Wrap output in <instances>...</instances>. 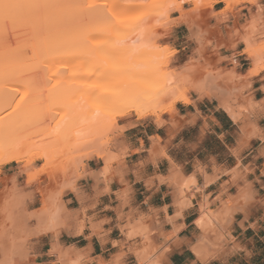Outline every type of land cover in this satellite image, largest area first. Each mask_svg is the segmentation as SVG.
Masks as SVG:
<instances>
[{"label":"crops","instance_id":"1","mask_svg":"<svg viewBox=\"0 0 264 264\" xmlns=\"http://www.w3.org/2000/svg\"><path fill=\"white\" fill-rule=\"evenodd\" d=\"M228 1L203 3L199 17L185 1L171 16L169 44L196 75L190 102L161 124L119 119L112 151L125 158L107 173L104 158L89 160L63 198L66 261L264 264V0ZM46 237L33 243L36 264H57Z\"/></svg>","mask_w":264,"mask_h":264},{"label":"rangeland","instance_id":"2","mask_svg":"<svg viewBox=\"0 0 264 264\" xmlns=\"http://www.w3.org/2000/svg\"><path fill=\"white\" fill-rule=\"evenodd\" d=\"M28 1L37 4L35 20L39 26L33 33L34 40L33 34L24 36L29 42L23 39V48L18 50L19 58L27 55L28 62L22 58L18 64L0 63V264H36L33 243L46 235L56 242L52 253L59 257L57 264H81L79 259L66 261L70 252L58 244L66 217L63 198L68 191L77 190L87 176L89 160L104 158L107 173L110 163L125 158L124 154L118 157L112 151L123 131L118 126L123 117L117 115V109L125 99L119 104L117 99L138 90L136 94H142V99L148 93V105H154V98L159 96L152 97L151 91L158 89L163 93L177 88L179 91L175 92L183 93L190 102L192 76L180 67L184 56L169 44L179 36L172 31L178 20L171 16L182 11L183 2L189 0ZM153 19L160 24L155 30ZM144 27L155 31L154 43L152 32L147 31L148 35ZM140 31L147 35L144 37L142 32L141 46L132 47L139 44V40H132L136 33V38L140 37ZM143 45H148L147 49H142ZM5 51L8 52L0 49V53ZM18 53L10 54L18 57ZM138 83L143 84L140 90L135 88L140 86ZM120 91L123 96L118 95ZM169 93L170 98L160 96L164 106L158 105L159 101L155 103L161 112L145 118L155 117L161 124L163 114H177L176 106L182 100L176 102V99L181 95L176 97L172 90ZM173 94L176 101L171 100ZM143 101L146 103V99ZM171 102L173 109L166 106L170 111L162 110ZM130 115L137 116L134 112L126 116ZM10 121L14 122L9 127ZM82 128L89 131H78ZM14 149H20L17 151L23 159L8 164L1 162L5 153ZM26 154L30 157H25ZM8 168L11 170L7 171ZM51 237H46L43 243H48Z\"/></svg>","mask_w":264,"mask_h":264},{"label":"bare ground","instance_id":"3","mask_svg":"<svg viewBox=\"0 0 264 264\" xmlns=\"http://www.w3.org/2000/svg\"><path fill=\"white\" fill-rule=\"evenodd\" d=\"M24 1V0H23ZM22 1V2H23ZM27 1V4H25V2L24 3H22L20 0H0V49H2V48H4V50L6 49V50H8V52H9V54H8V52L7 51H5V52H3V53H0V59H1V57H2V55L4 54V55H6L5 57L3 56L2 57V60H1V64H2V62H3V65H10V64H18V63H20V61H21V59L22 58H24V62L25 61H27L28 62V60H26L25 59V57L27 56H25V57H22L21 59L19 58L20 56V52L18 51V50H20L21 48L20 47H22L23 45H22V43H23V39H28V38H25L24 36H27L28 37V35L30 34V36H32L31 34H33L34 32H35V28L38 26V25H36L37 24V21L35 20V18H37L38 17V11H36L37 10V4L35 3V2H32L31 1V3L29 4V2L30 1H28V0H26ZM38 2H39V0H37ZM191 3H193V4H195L194 6H196L195 7V10H196V8L198 9L199 7H201V9H202V4L203 3H206L207 1L208 2H210V0H189ZM188 1V2H189ZM220 1V0H219ZM223 1H228V0H223ZM246 1H255V0H246ZM207 2V3H208ZM229 2V1H228ZM35 4V6H34V4ZM39 4V3H38ZM172 4H174V3H172ZM205 5V4H204ZM229 5V4H228ZM227 5V6H228ZM231 5V4H230ZM39 6V5H38ZM171 7H173L174 5H170ZM170 7V8H171ZM229 7V6H228ZM36 8V9H35ZM200 9V8H199ZM97 10V9H96ZM193 11V10H192ZM200 12H201V10H199ZM196 13H198V11L196 10ZM37 15V16H36ZM202 15V14H201ZM36 16V17H35ZM155 15H151V17H154ZM162 16V15H161ZM150 17V16H149ZM156 17V16H155ZM163 17H165V14H164V16ZM198 17H199V13H198ZM159 18V17H158ZM38 19V18H37ZM148 19V18H147ZM150 19V18H149ZM182 19V18H181ZM152 19H150V21H151ZM155 19H153V22H155V25H153L154 27H153V29L154 28H156V25H158L159 23H157L156 21H154ZM158 20H160V19H158ZM165 19H163V21H164ZM202 20V19H201ZM149 21V20H148ZM192 21V20H191ZM200 21V20H199ZM205 21V20H204ZM152 22V21H151ZM151 22H149L150 24H151ZM160 22H161V24H162V21L160 20ZM148 23V24H149ZM199 24L201 25H203V21H202V23H200L199 22ZM160 25V24H159ZM195 25V24H194ZM197 25V24H196ZM147 26H149V25H147ZM39 27V26H38ZM37 27V28H38ZM146 27V26H145ZM144 27V28H145ZM151 27V26H150ZM150 27L148 28H145V29H143L145 32H149L150 31ZM159 27V26H158ZM193 27H195L196 28V26H193ZM193 27L191 28L192 30H193ZM36 28V29H37ZM152 28V27H151ZM198 28V27H197ZM199 28H200V26H199ZM148 29V30H147ZM152 29V30H153ZM190 29V30H191ZM205 29V28H204ZM155 30V29H154ZM153 30V31H154ZM198 30V29H197ZM37 31V30H36ZM144 31H140V33H139V38H136V36L138 35L137 33H136V35H135V37H134V39L132 40V42H136L137 40H139V41H137V43H139V44H132V42H131V46L133 47L134 45L135 46H137V48H139V45L141 46V41H140V38H141V36H142V32H144ZM153 31H150V32H152V34H151V42L152 43H154L155 42V38H154V35L156 34L155 33V31H154V33L155 34H153ZM143 33V36L145 35H147L146 33ZM147 32V33H148ZM156 32H157V30H156ZM37 33V32H36ZM192 33H195V32H192ZM159 34H161V33H159ZM159 34H157L158 35V37L160 36ZM148 35H149V33H148ZM195 34H193V36H194ZM134 36V35H133ZM132 36V37H133ZM142 36V37H143ZM144 36V37H145ZM35 36H34V34H33V37H32V39L34 38ZM155 37H156V35H155ZM30 38V37H29ZM153 38V39H152ZM160 38V37H159ZM36 39V38H35ZM144 39H146V38H144ZM157 39V38H156ZM30 40H31V38H30ZM34 40V39H33ZM127 40H129V41H131V39H127ZM126 40V41H127ZM153 40H154V42H153ZM32 41V40H31ZM126 41H124V43L126 42ZM28 42H29V39H28ZM35 42V41H34ZM150 42V43H151ZM36 43V42H35ZM35 43H34V45H35ZM128 43V42H127ZM30 44L32 45V42H30ZM36 44H38V43H36ZM130 44V43H129ZM146 45V44H145ZM145 45H143V47H142V49H144L145 47H146V49H147V47H148V45H150L149 43H148V45L147 46H145ZM153 45V44H152ZM152 45H150V46H152ZM28 45H26V47H27ZM25 47V48H26ZM35 47V46H34ZM33 47V48H34ZM37 47V46H36ZM23 48V47H22ZM27 49H29V48H27ZM27 49H23V50H27ZM32 49V48H31ZM140 49H141V47H140ZM12 50H14V52H16L15 54L13 53V52H11ZM16 50V51H15ZM22 50V51H23ZM33 51L35 50V48L34 49H32ZM20 54H19V53ZM10 53H12L13 55H17V53H18V57L16 56V57H13V55L12 54H10ZM22 53H24V52H22ZM8 55H10V56H12V58H9L8 57ZM23 55H25V54H23ZM9 58V59H8ZM204 58V57H203ZM202 58V59H203ZM208 58V57H207ZM206 58V59H207ZM4 60V61H3ZM205 60V59H204ZM208 60V59H207ZM206 60V61H207ZM211 59L209 58V60L207 61V63L210 61ZM203 61V60H202ZM5 63V64H4ZM9 63V64H8ZM202 63V62H201ZM205 63V62H204ZM210 63V62H209ZM208 63V64H209ZM1 64H0V66H1ZM194 65V64H193ZM208 66V65H207ZM2 67H4V66H2ZM211 69V68H210ZM209 69V70H210ZM192 70H193V67H192ZM202 70V69H201ZM200 70V71H201ZM204 70H205V68H204ZM203 70V71H204ZM188 71V70H187ZM190 71H191V69H190ZM186 72V71H185ZM195 72V71H194ZM188 73V75L190 76V74H191V76H192V78L194 79L195 77H196V75L193 73H190L189 71L187 72ZM190 73V74H189ZM203 73V72H202ZM208 73V72H207ZM194 76V77H193ZM191 78V77H190ZM192 78H191V81H192ZM196 79V78H195ZM194 81V80H193ZM139 84V83H138ZM196 84V81H195V83H194V85ZM140 86H138L137 85V87H135L136 89H139L140 90V88H141V86L143 85V84H139ZM129 87V86H128ZM146 87V86H145ZM127 88V87H126ZM131 88L132 87H130V90H131ZM135 89V90H136ZM124 90V89H123ZM127 90V89H126ZM134 90V89H133ZM134 90V91H135ZM154 90H155V92H154ZM153 91H151L150 93H152V97H155V95L156 96H159V97H155L154 98V105H148V103H150V95H149V97L147 96L148 95V93H144L145 95H144V97H147V98H144V99H146V103H144V99H142V98H140L141 96H142V94H141V96H140V94H136V92L138 91V90H136L135 92H133V94H131L132 93V91H131V93L129 92V95L131 94V96H129V97H126L125 98V96L126 95H128V94H123L124 95V97L122 98V99H117L116 98V96H118L119 94H121V95H119V96H123L122 95V92L120 93H118V95H115V98L117 99L116 101L118 102V104L120 103L119 101H121V100H123V99H125V100H123L121 103L123 104L124 102L126 103H124L122 106L119 104V106L121 107V109H120V107H119V109H117V112L119 111V114H117V115H120L121 117H123V116H126V115H129V113L130 112H134L138 117H140V118H142V117H144V116H147V115H151V114H153V113H155V112H157V111H159V107L157 106H155V103H157L158 101V105H159V103H163V102H160V99H162V98H160V96L161 97H163L162 95H164L165 96V99H166V97H168V98H170V97H172V95H171V93H169L170 92V90H172V92L174 91V93H176V97H178L177 95H181V97H179V99L177 98H175V95L173 96L174 97V99L172 98L171 100H175L176 102H178V101H181V102H183V103H188L189 102V98L187 99L186 98V96L182 93H178V92H175L176 90H178L177 88H176V90H173V89H170L169 88V91L167 90H163V93H162V90H161V93H162V95H161V93H159V90L158 89H154ZM157 90H158V92H157ZM146 91V90H145ZM179 91V90H178ZM125 92V91H124ZM123 92V93H124ZM168 92V93H167ZM157 93H159L160 95H158ZM168 94V96L167 95H165V94ZM178 93V94H177ZM154 94V95H153ZM170 94V95H169ZM133 95V96H132ZM134 95H136V96H134ZM138 96V97H137ZM184 96H185V98H184ZM131 97V98H130ZM136 97V98H135ZM115 98H114V96H113V99L112 100H114L115 101ZM119 98V97H118ZM121 98V97H120ZM139 98H140V101H138L139 100ZM127 99H128V101H127ZM156 99H158V100H156ZM141 100H142V102H141ZM168 100H170V99H168ZM170 100V101H171ZM132 101V102H131ZM134 101V102H133ZM137 101V102H136ZM163 101V100H162ZM165 101V100H164ZM170 101H168L169 103H170ZM165 103V102H164ZM164 103L161 105L160 104V106H164ZM128 104V105H127ZM156 104V105H157ZM173 103L171 102V104L170 105H168V103H167V105L165 104V107H162V110H163V108H164V110H168V109H166L167 107L166 106H169V109H170V106L172 105ZM33 105V104H32ZM174 105V104H173ZM123 108L125 109V110H123ZM171 108L173 109V107L171 106ZM158 109V110H157ZM121 110V111H120ZM161 110V109H160ZM168 111H170V110H168ZM173 111V110H172ZM122 112V113H121ZM161 111H159V113H160ZM164 112V111H163ZM156 114V113H155ZM154 114V115H155ZM157 115V114H156ZM82 118H84V117H82ZM81 118V119H82ZM85 118H87V117H85ZM90 118V117H89ZM93 119V118H92ZM91 119V120H92ZM84 120H82V122H83ZM93 121H94V119H93ZM12 122H14V121H10L9 122V124H8V126L10 127L11 125H12ZM85 122V121H84ZM91 122V121H90ZM97 123H98V120H97ZM85 124V123H84ZM90 124H92V123H90ZM79 125H80V123H79ZM89 125V124H88ZM95 125H96V122H95ZM94 125V126H95ZM81 126V125H80ZM92 126V125H91ZM93 126V127H94ZM97 127V126H96ZM96 127H95V129H96ZM92 128V127H91ZM88 129V128H87ZM92 130V129H91ZM78 131H83L84 133H85V131H86V129H83L82 128V130H78ZM87 131H89V130H87ZM86 131V132H87ZM97 131V130H96ZM82 132V133H83ZM82 133H80L81 135H84V134H82ZM90 133V132H89ZM95 133V132H94ZM93 133V134H94ZM78 134V133H77ZM91 134V133H90ZM92 135V134H91ZM78 136L80 137V135L78 134ZM85 136L87 137V135L85 134ZM76 137V136H75ZM88 137H90V136H88ZM84 139H85V137H84ZM32 141H33V139H31ZM38 140V139H37ZM77 140V139H76ZM81 142L83 141V143L85 142L83 139L82 140H80ZM34 142V144H35V141H33ZM41 142V141H40ZM30 143H32V142H30ZM78 143V142H77ZM82 143V144H83ZM44 144V143H43ZM76 144V143H75ZM74 144V145H75ZM80 144V143H79ZM33 145V144H32ZM36 145V144H35ZM34 145V146H35ZM40 144H38V146L37 147H40L39 146ZM77 145V144H76ZM75 145V146H76ZM84 145V144H83ZM82 145V146H83ZM33 146V147H34ZM78 146V145H77ZM80 146H81V144H80ZM32 147V146H31ZM18 148V147H17ZM43 148V147H42ZM33 149H35V148H33ZM39 149V148H38ZM37 149V150H38ZM17 150H20V149H14V150H12V151H9V152H7V153H5V155H4V157H3V159H2V161L1 162H3L4 164H8V163H11V162H18V161H20V160H22L23 158V156L21 155V153L19 152V151H17ZM31 150V149H30ZM36 150V149H35ZM41 151V150H40ZM23 152V151H22ZM33 152V151H32ZM25 156V155H24ZM25 157H30V155H28L27 156V154H26V156ZM2 163V164H3ZM58 212V211H57ZM55 216V215H54ZM60 216V215H59ZM225 217V216H224ZM56 219V218H55ZM54 221H56V220H54L53 219V222ZM55 225V224H54Z\"/></svg>","mask_w":264,"mask_h":264}]
</instances>
